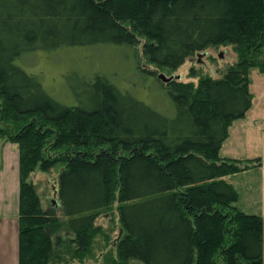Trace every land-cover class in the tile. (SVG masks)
<instances>
[{
	"label": "trees",
	"instance_id": "16d2710c",
	"mask_svg": "<svg viewBox=\"0 0 264 264\" xmlns=\"http://www.w3.org/2000/svg\"><path fill=\"white\" fill-rule=\"evenodd\" d=\"M141 37L147 63L171 71L220 45L240 58L196 89L160 81L172 118L99 74L72 75L76 106L62 105L15 63L33 52L137 46ZM261 57L264 0H0V135L11 123L19 146L18 264H61L64 242L81 262L91 258L96 221L113 201L121 231L115 264H262V218L236 207L237 193L222 178L264 158L241 166L219 157L228 127L251 106L248 71L264 72ZM29 116L35 118L17 126ZM58 163L54 204L71 241L57 234V210L43 208L27 181L37 164Z\"/></svg>",
	"mask_w": 264,
	"mask_h": 264
},
{
	"label": "rangeland",
	"instance_id": "374dc122",
	"mask_svg": "<svg viewBox=\"0 0 264 264\" xmlns=\"http://www.w3.org/2000/svg\"><path fill=\"white\" fill-rule=\"evenodd\" d=\"M143 44L144 38L141 37L139 44L132 47L97 45L63 48L48 53L33 52L22 55L15 63L27 74L35 76L45 92L54 101L62 105L76 106L71 87L76 85L75 79L77 78L72 75L90 79L99 74L120 92L130 95L157 113L172 118L174 116L173 103L165 86L162 85L163 83L161 84L157 76L164 75L166 78H173L175 82L191 84L196 89L200 79L204 77L221 78L229 69L237 67L240 58L232 46L220 45L202 52L205 55L201 57V63H198L197 54H194L188 57L180 68L171 71L147 63L142 57ZM258 63L264 65V58L261 57ZM149 72L154 73L155 76ZM248 81L251 106L242 118L234 120L230 124L228 138L219 151L220 158L235 161L241 166H251L255 159L264 158V72L261 73L259 69L251 68L248 71ZM33 118L35 117L29 116L15 122L19 124L17 126H22L28 124ZM10 124L7 122L6 126H2L4 134L0 135V166L6 161L10 166L15 165L16 162L19 146L10 139ZM13 126L17 127L16 125ZM52 128L54 129V127ZM52 140L53 138L48 139L43 148L47 149ZM48 154L52 155L53 153ZM62 169L63 165L60 163L43 170L37 164L32 173L27 175V181L34 187L43 208H55L57 210L56 213L63 224L57 234L64 241H71L73 237L65 229L64 217L58 206L54 204L57 200L55 191L57 178ZM262 175V172L249 171L223 177L224 179L229 177L232 187L238 192L239 199L234 202V205L241 211L259 216L264 212L262 206L264 194L261 186L264 178ZM96 225L101 230L94 238L91 258L81 262L77 257V252L73 253V251L66 250L64 242L59 247V250L62 251L61 264L119 263L115 258L116 243L121 235L116 201H113L110 213L101 215L97 219ZM262 236L264 238L263 220ZM68 245L72 249L77 248L72 242ZM57 260L52 263L56 264L55 261ZM127 264L142 263L137 260H129Z\"/></svg>",
	"mask_w": 264,
	"mask_h": 264
},
{
	"label": "crops",
	"instance_id": "0c3cea01",
	"mask_svg": "<svg viewBox=\"0 0 264 264\" xmlns=\"http://www.w3.org/2000/svg\"><path fill=\"white\" fill-rule=\"evenodd\" d=\"M260 159L262 160L263 158ZM15 161V165L12 164L13 166H10L7 161L0 166V264H18V153ZM249 171L262 172V177L264 178L263 160L258 167H250L240 173ZM224 180L231 185L229 177H226ZM261 186L264 194V182L261 183ZM236 193L238 200L239 194L238 192ZM262 197L264 200V195ZM262 206L264 207V202ZM261 217L264 223V212L261 213ZM262 260V264H264V248Z\"/></svg>",
	"mask_w": 264,
	"mask_h": 264
},
{
	"label": "water",
	"instance_id": "95a60500",
	"mask_svg": "<svg viewBox=\"0 0 264 264\" xmlns=\"http://www.w3.org/2000/svg\"><path fill=\"white\" fill-rule=\"evenodd\" d=\"M205 55V53H199V54H197V58H198V63H201V57L202 56H204ZM220 57H221V55H220ZM157 78L163 83V84H168V83H170L171 81H173V78H166L164 75H159V76H157Z\"/></svg>",
	"mask_w": 264,
	"mask_h": 264
}]
</instances>
